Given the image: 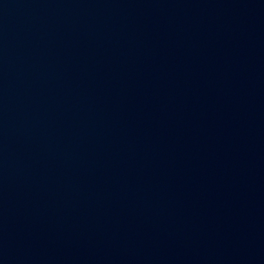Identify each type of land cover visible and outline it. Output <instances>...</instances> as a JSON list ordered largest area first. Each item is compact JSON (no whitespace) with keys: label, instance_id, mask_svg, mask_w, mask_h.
I'll return each mask as SVG.
<instances>
[{"label":"water","instance_id":"95a60500","mask_svg":"<svg viewBox=\"0 0 264 264\" xmlns=\"http://www.w3.org/2000/svg\"><path fill=\"white\" fill-rule=\"evenodd\" d=\"M0 264H264V0H0Z\"/></svg>","mask_w":264,"mask_h":264}]
</instances>
